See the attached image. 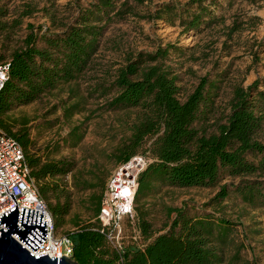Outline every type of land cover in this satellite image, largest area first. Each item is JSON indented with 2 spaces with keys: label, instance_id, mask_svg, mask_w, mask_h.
Wrapping results in <instances>:
<instances>
[{
  "label": "trees",
  "instance_id": "trees-1",
  "mask_svg": "<svg viewBox=\"0 0 264 264\" xmlns=\"http://www.w3.org/2000/svg\"><path fill=\"white\" fill-rule=\"evenodd\" d=\"M0 0V39L10 34L5 21L9 12ZM142 4L147 0H134ZM206 0H196L197 12L184 11L181 24L186 32L198 29L211 15ZM128 2L116 10L115 0H98L80 11L74 24L61 33H36L34 27L23 47L9 56L0 51V65L9 63L6 81L0 89V131L14 138L23 148L39 195L53 214L56 229L66 224L73 206L65 178L76 169L74 161L52 159L60 150L59 143L46 146L43 156L32 151L30 119L13 115L61 86L78 82L90 69L100 48L107 24L120 17ZM130 10V9H129ZM178 7L167 5L156 13L157 19L179 16ZM39 42L44 44L39 46ZM173 46L155 52H139L130 56L120 68L112 85L95 86L101 96H110L107 111L141 109L138 121L131 128L128 140L115 152L120 165L139 154L148 139L152 161L140 174L135 198V218L126 220L137 229L121 248H115L103 232L98 216L107 188L105 179L96 175L82 179L75 186L91 195L84 203L96 218L83 223L78 216L71 220L75 231L66 233L75 244L74 260L79 264H252L243 256L244 243L236 241V225L217 213L192 216L186 207L168 208L169 230L156 234L148 221L144 202L162 188H216L218 193L207 207H220L232 196L253 210L264 211V78L248 87L239 86L230 101V112L224 123L210 124L215 98L220 89L218 80L203 77L195 90L181 101L178 79L166 67ZM97 88V89H96ZM73 92H75L73 90ZM64 108L67 119L83 111V101ZM215 127L214 131H210ZM83 138L81 127H74L63 139L64 144L78 145ZM144 155V154H143ZM228 177L230 182L223 183Z\"/></svg>",
  "mask_w": 264,
  "mask_h": 264
},
{
  "label": "rangeland",
  "instance_id": "rangeland-1",
  "mask_svg": "<svg viewBox=\"0 0 264 264\" xmlns=\"http://www.w3.org/2000/svg\"><path fill=\"white\" fill-rule=\"evenodd\" d=\"M97 1L4 0L3 5L9 12L5 21L11 28L10 34L0 39V51L9 56L23 47L31 27L40 34L66 31L74 24L80 11ZM125 1L128 8L120 17L115 18L111 14L113 20L106 26L93 64L78 82L61 86L13 112L16 117L30 119L31 138L35 142L33 152L43 156L48 152L46 146L57 142L61 148L51 154V158L69 159L76 164V169L65 178L73 206L66 224L57 230L59 235L75 231L71 222L74 216L83 223L97 222L84 205L91 192H83L75 185L82 179H92L94 175L108 182L118 166L114 154L128 140L132 126L141 114L139 108L107 111L104 105L115 93L103 97L100 91H93L99 84L112 85L118 70L127 64L130 56L173 46L164 63L178 79L181 101L187 99L203 77L218 80L220 89L210 124L226 121L236 87H248L264 78V0H206L204 5L209 7L211 15L203 19L198 29L189 32L184 30L181 21L187 18L184 11L197 12V4H193L196 0H147L142 4L134 0H115V11L121 10ZM167 5L178 7L176 14L179 16L173 23L168 17H155ZM39 46L44 44L39 42ZM76 96L83 101V111L67 119L64 108L73 105L77 101ZM77 126L81 127V142L74 147L64 144L63 139ZM214 129L211 127L210 131ZM261 139L264 141V133ZM153 141L148 139L139 152L151 161L149 149ZM230 181L226 177L222 184ZM218 191L219 187H164L144 202V209L156 234L169 230L168 208L186 207L192 216L215 211L217 216H223L236 225V241L245 245L244 258L252 264H264V211L246 207L234 196L220 207H207ZM129 226L124 221L121 236L125 244L134 236L138 238L135 225Z\"/></svg>",
  "mask_w": 264,
  "mask_h": 264
},
{
  "label": "built area",
  "instance_id": "built-area-1",
  "mask_svg": "<svg viewBox=\"0 0 264 264\" xmlns=\"http://www.w3.org/2000/svg\"><path fill=\"white\" fill-rule=\"evenodd\" d=\"M9 66V63L0 65V89L6 81ZM149 162L146 155L138 154L118 165L108 180L98 220L108 241L117 249L121 248L124 221L135 218L138 181ZM17 205L19 216L23 209L40 211L43 222H47V239L35 252V257L48 254L50 259H74L75 244L66 234H57L53 214L39 195L22 146L0 131V217ZM2 229L7 227L0 226Z\"/></svg>",
  "mask_w": 264,
  "mask_h": 264
},
{
  "label": "water",
  "instance_id": "water-1",
  "mask_svg": "<svg viewBox=\"0 0 264 264\" xmlns=\"http://www.w3.org/2000/svg\"><path fill=\"white\" fill-rule=\"evenodd\" d=\"M40 211L18 205L0 217V264H79L72 258L50 259L48 254L35 257V252L47 239V222Z\"/></svg>",
  "mask_w": 264,
  "mask_h": 264
}]
</instances>
